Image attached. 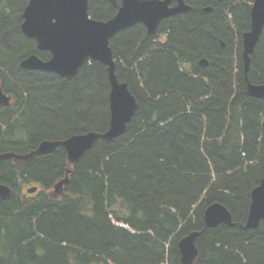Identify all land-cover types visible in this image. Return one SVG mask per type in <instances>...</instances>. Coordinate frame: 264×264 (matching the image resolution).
I'll return each instance as SVG.
<instances>
[{
	"label": "trees",
	"instance_id": "16d2710c",
	"mask_svg": "<svg viewBox=\"0 0 264 264\" xmlns=\"http://www.w3.org/2000/svg\"><path fill=\"white\" fill-rule=\"evenodd\" d=\"M29 1L0 0V85L12 97L0 108V153L110 126L102 63L74 78L21 68L31 55L51 58L21 30ZM253 2L187 0L192 9L155 34L136 24L111 39L116 74L138 108L124 134L98 140L76 164L62 146L28 164L0 160V183L14 191L0 199V264H181L179 242L193 232L194 264H264V220L246 228L264 175V99L247 94L242 59ZM117 10L89 4L96 20ZM247 76L264 85V30ZM66 177L62 196L50 195ZM25 186L41 189L28 195ZM215 203L234 226L206 227Z\"/></svg>",
	"mask_w": 264,
	"mask_h": 264
},
{
	"label": "water",
	"instance_id": "95a60500",
	"mask_svg": "<svg viewBox=\"0 0 264 264\" xmlns=\"http://www.w3.org/2000/svg\"><path fill=\"white\" fill-rule=\"evenodd\" d=\"M91 0H30L23 12L22 32L37 42L38 50L48 52L49 60L37 55L24 59L20 66L28 71L55 73L63 78L75 77L89 61L100 62L107 67L110 82V126L106 132H89L73 136L65 141H44L37 149L26 153H0V160H12L16 164H28L36 156H43L64 147L69 164H76L84 154L100 139L113 140L124 134L131 122L138 102L127 83L120 82L116 74L111 39L120 31L136 24H144L149 34L156 33L161 21L167 17L188 12L191 7L185 0H178L171 7V0H122L115 16L107 21L90 17ZM118 5L117 0H107ZM208 9V8H206ZM210 10V9H209ZM251 29L242 37V59L247 79V94L256 99H264V85L249 81L251 55L264 30V0H254L251 8ZM206 66L207 61H201ZM0 87V106L9 104ZM68 177L59 182L55 190L58 193L67 184ZM37 187L28 190L34 194ZM13 189L0 183V199L6 200L13 195ZM264 220V175L260 184L251 193L246 228L257 229ZM207 228L221 224L234 226L231 212L222 204L215 203L204 212ZM200 232H193L179 242L181 264H194L198 257L197 238Z\"/></svg>",
	"mask_w": 264,
	"mask_h": 264
},
{
	"label": "flooded vegetation",
	"instance_id": "af4514ba",
	"mask_svg": "<svg viewBox=\"0 0 264 264\" xmlns=\"http://www.w3.org/2000/svg\"><path fill=\"white\" fill-rule=\"evenodd\" d=\"M117 1H118V0H117ZM121 2H122V0H119V1H118V5H116V6L113 5V4H111V5L117 7V9L119 10V7H120ZM185 2H186L187 5H189V4L187 3V0H185ZM177 3H178V0H175V1L171 0V7L176 6ZM189 6H190V5H189ZM190 7H191V6H190ZM191 9H192V7H191ZM209 9H210V10H209ZM118 10H117V12H118ZM205 10H206V11H212V8L209 7L208 9H205ZM188 12H189V11H188ZM183 13H186V12H182V13L177 14V15H181V14H183ZM116 14H117V13H116ZM116 14H115V15H116ZM115 15H114V16H115ZM177 15H175V16H177ZM172 17H174V16L167 17V18L163 19L162 21H165V20H167V19H169V18H172ZM162 21H161V22H162ZM160 24H161V23H160ZM160 24H159V25H160ZM134 26H135V25H134ZM158 27H159V26H158ZM146 29H147V28H146ZM200 63H201V62H200ZM2 107H3V106H0V108H2Z\"/></svg>",
	"mask_w": 264,
	"mask_h": 264
},
{
	"label": "rangeland",
	"instance_id": "374dc122",
	"mask_svg": "<svg viewBox=\"0 0 264 264\" xmlns=\"http://www.w3.org/2000/svg\"><path fill=\"white\" fill-rule=\"evenodd\" d=\"M30 187H31V186H29V187H28V186H27V187L25 186V187H24V190H23L24 193H26V189H28V188H30ZM40 189H41V188H40ZM48 193H49L50 195H52V194L54 195V190H51V191H49Z\"/></svg>",
	"mask_w": 264,
	"mask_h": 264
}]
</instances>
